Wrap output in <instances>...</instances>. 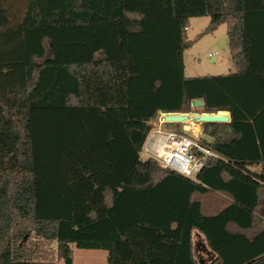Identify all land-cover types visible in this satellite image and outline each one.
I'll use <instances>...</instances> for the list:
<instances>
[{"label":"trees","instance_id":"trees-1","mask_svg":"<svg viewBox=\"0 0 264 264\" xmlns=\"http://www.w3.org/2000/svg\"><path fill=\"white\" fill-rule=\"evenodd\" d=\"M200 16L203 33L226 26L233 72L184 75ZM247 105L262 119L264 0H0V264H72L70 244L106 264H199L194 230L206 264H264ZM217 110L231 120L198 123L216 157L194 179L141 157L160 112Z\"/></svg>","mask_w":264,"mask_h":264},{"label":"rangeland","instance_id":"rangeland-1","mask_svg":"<svg viewBox=\"0 0 264 264\" xmlns=\"http://www.w3.org/2000/svg\"><path fill=\"white\" fill-rule=\"evenodd\" d=\"M209 18L207 16L193 17L189 20L186 30L188 39L192 40L191 46L183 52L184 75L186 77L201 75H219L233 70L226 34V26L221 24L211 33H203ZM156 118L151 121L153 122ZM195 123V122H194ZM162 130L183 133L190 138L199 139L194 135L186 122L175 124L168 122ZM149 137V135H148ZM141 157L147 155L141 152ZM72 250V264H106V251L104 249L79 248L70 244ZM56 264H63L61 259Z\"/></svg>","mask_w":264,"mask_h":264},{"label":"built area","instance_id":"built-area-1","mask_svg":"<svg viewBox=\"0 0 264 264\" xmlns=\"http://www.w3.org/2000/svg\"><path fill=\"white\" fill-rule=\"evenodd\" d=\"M164 122L159 113L153 122L154 128L145 141L143 152L147 157L157 160L162 168L194 179L204 162L216 157V154L183 133L163 131L160 125Z\"/></svg>","mask_w":264,"mask_h":264},{"label":"crops","instance_id":"crops-1","mask_svg":"<svg viewBox=\"0 0 264 264\" xmlns=\"http://www.w3.org/2000/svg\"><path fill=\"white\" fill-rule=\"evenodd\" d=\"M233 71L234 68L229 72H233ZM249 106L250 105H247L245 109H242L241 112L237 113V115L241 117V119L239 118L237 121L240 122V127L242 131H245L244 136L242 137V141H241L242 143L239 145L241 146L240 151H242V153L245 154L254 153L255 146L253 142L256 141L258 143V138H259L258 135H260L262 131L264 132V115L262 119L253 120L254 119L253 116H250ZM230 120H231V116H230V112L228 111V120L224 122H230ZM186 124L191 127L192 133L194 135L197 136L202 135V129L198 123L186 122ZM160 128L161 129L163 128V124L160 125ZM247 169H249L252 172L259 173L261 170V166L260 164L247 166ZM192 251L199 264H206L215 258V254L212 253L210 249L207 247L203 235L197 230H194L192 233Z\"/></svg>","mask_w":264,"mask_h":264},{"label":"water","instance_id":"water-1","mask_svg":"<svg viewBox=\"0 0 264 264\" xmlns=\"http://www.w3.org/2000/svg\"><path fill=\"white\" fill-rule=\"evenodd\" d=\"M193 107H201L202 100L194 99ZM165 122H224L228 120V111L217 110L215 112H160ZM201 154V153H199Z\"/></svg>","mask_w":264,"mask_h":264}]
</instances>
